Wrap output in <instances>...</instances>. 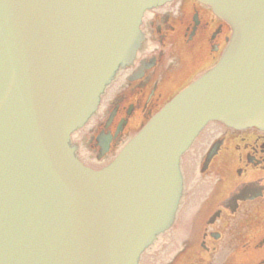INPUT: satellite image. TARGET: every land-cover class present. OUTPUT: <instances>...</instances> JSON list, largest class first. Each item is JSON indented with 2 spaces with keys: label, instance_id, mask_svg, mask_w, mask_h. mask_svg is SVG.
Here are the masks:
<instances>
[{
  "label": "water",
  "instance_id": "95a60500",
  "mask_svg": "<svg viewBox=\"0 0 264 264\" xmlns=\"http://www.w3.org/2000/svg\"><path fill=\"white\" fill-rule=\"evenodd\" d=\"M172 0H0V264H138L174 222L181 157L212 122L264 131V0H197L231 29L211 70L101 171L71 136Z\"/></svg>",
  "mask_w": 264,
  "mask_h": 264
},
{
  "label": "flooded vegetation",
  "instance_id": "af4514ba",
  "mask_svg": "<svg viewBox=\"0 0 264 264\" xmlns=\"http://www.w3.org/2000/svg\"><path fill=\"white\" fill-rule=\"evenodd\" d=\"M141 46L95 114L72 136L78 160L101 171L179 92L212 69L230 27L197 0L148 10ZM182 196L171 227L139 264H264V131L210 123L181 158Z\"/></svg>",
  "mask_w": 264,
  "mask_h": 264
}]
</instances>
